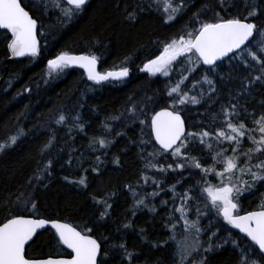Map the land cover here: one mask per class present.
<instances>
[{
  "label": "trees",
  "instance_id": "1",
  "mask_svg": "<svg viewBox=\"0 0 264 264\" xmlns=\"http://www.w3.org/2000/svg\"><path fill=\"white\" fill-rule=\"evenodd\" d=\"M56 2L59 0H22L37 21L39 51L35 57L26 55L7 63L9 34L0 29V143L17 136L16 143L0 151V222L9 213L19 214L25 201L30 208L34 200L33 217L64 221L83 232L91 229L87 234L101 245L99 264H179L172 237L179 241L186 234L175 209L182 204L181 195L191 189L188 218L196 220L198 208L206 212L201 195L203 174L187 166L163 173L146 167L150 160L165 167L178 162L171 152L164 153L154 144L150 116L156 109L173 104L176 94L169 96V89L183 75L187 77L181 85L183 91L200 100L198 104L175 105L184 118L186 132L214 133L222 127L221 106L230 103L240 106V119L253 128L244 109L257 117L264 112V81H254L245 88L249 80L261 75L260 65L246 58V66L232 54L208 73L215 93L207 84H196L202 83L209 69L202 63L188 71L186 58L178 57L168 76L141 71V64L159 55L163 43L178 39L186 25L198 27L194 14H199L201 21L215 22L217 13L225 19L243 18L254 7L257 14L249 22L258 25V30L264 29V0H224L223 6L220 0H185L186 7L167 23L164 0H88L70 20L62 8L55 7ZM61 51L95 55L99 72L127 67L129 75L97 84L77 67L49 70L48 60ZM133 106L134 111L129 112ZM61 115L65 120L58 122ZM141 120L146 123L142 125ZM93 138L111 142L101 148L92 143ZM211 144L209 151L197 140L185 155L209 167L212 154L229 147L227 143L218 146L214 140ZM251 146L245 139L240 151ZM154 150L161 155L153 160L149 153ZM227 154L232 155L230 151ZM260 158L264 159V154ZM216 167L219 170L221 166ZM81 177L86 185L78 183ZM207 179L216 183L214 174ZM252 190L245 194L247 201L244 205L241 202V209L258 208L264 198V182ZM140 199L147 206H137ZM210 223L215 226L209 228ZM201 226V246L185 264H200L201 260L204 264H240L244 249L252 242L215 212L202 215ZM58 240L54 230L46 228L29 242L27 253L33 258L66 255L68 250L58 245ZM121 244L125 247H119ZM255 251L258 253V248Z\"/></svg>",
  "mask_w": 264,
  "mask_h": 264
},
{
  "label": "snow or ice",
  "instance_id": "2",
  "mask_svg": "<svg viewBox=\"0 0 264 264\" xmlns=\"http://www.w3.org/2000/svg\"><path fill=\"white\" fill-rule=\"evenodd\" d=\"M87 3L88 0H59L55 3V7L62 8L64 17L70 20L73 15L83 10ZM223 3L224 0H220L221 6ZM65 4L67 7H64ZM184 7H186L185 0H179V2L164 0V11L167 14L165 22L174 20ZM256 14L254 7L243 18L225 19L217 13L215 22L201 21L199 14H194L195 24L198 27L186 25L180 37L178 39L174 37L170 42L163 43L160 54L154 59L148 60L141 71H147L153 75L159 73L168 76L170 70H174L173 62L177 61L178 57H185L188 71H193V66L201 63L209 66L206 74L202 77V83L197 81L196 84L201 87L203 84H207L209 91L215 93L214 83L209 79L208 73L215 71L217 61L232 54L233 58L245 61L246 66H249L246 58H250L251 61L260 65L261 75L255 77L254 80H249L244 85L245 88L254 81H264V55H261L264 53V29L258 30V25L249 22L250 18ZM129 18H132L131 13H129ZM0 29L6 30L11 35L8 49L13 56L30 55L35 57L38 54L37 21L31 17L25 6H22V0H0ZM257 36L259 39H256ZM47 66L49 70L53 71L79 66L84 69L87 79L97 84L108 81L109 78L120 80L129 75L127 67H121L119 71L101 73L97 71L95 55H72L68 51H61L55 58L49 59ZM185 79L187 77L181 75V79L169 89V96L176 94L179 97L177 100L176 96H173V104L170 106L172 110L165 108L151 117V133L155 142L164 153L171 152L173 160L178 162L174 166L169 163L167 167L157 166L151 160L146 164V167L155 168L161 173L169 169L173 171L183 169L187 166L200 169L203 174L201 195L204 197L206 212H202L198 208L197 219L190 220L188 218L187 206L193 198L189 196L191 189L185 190L180 197L182 204L175 209L180 213V219L184 222L186 234L184 239L179 241L175 236L172 237V240L176 242L179 264H185V259L201 246L200 236L204 231L201 226V216L211 212H215L218 218L222 217L227 225L238 229L252 242L249 248L244 249L240 264H264V255H262L264 254V198L258 205V210L248 211L243 215L240 214L239 205V198L244 192L251 191L258 183L264 182V159L260 158L261 154H264V112H261L257 117L255 113H247V110L244 109V113L255 125V127L249 128L245 120L240 119L242 113L238 104L222 105V127L217 128L214 133L207 130L186 132L185 121L181 118L175 105L189 102L198 104L200 100L183 91L181 85ZM134 108L135 106L128 111L133 112ZM212 119L215 122L217 116L214 115ZM64 120L65 117L61 115L58 122ZM140 123L143 125L146 121L141 120ZM104 127L108 129L109 125L105 124ZM117 134L119 135V133ZM245 139L252 146L241 152L240 147ZM16 140L17 136H11L9 142L0 143V151L16 143ZM197 140L209 151H212L211 141L213 140L218 146L227 143L229 147H221L220 151L214 152L211 157L212 165L203 167L196 157L185 155L189 145ZM110 142L105 138H93L92 140L93 144L98 143L101 148L106 147ZM141 142L145 143L143 140ZM229 151L232 155L227 154ZM159 155H161L159 150L149 153L153 160ZM216 165L221 166L219 170ZM96 170L93 169V171ZM209 174H214L219 183L211 184L207 179ZM37 178L39 179V177ZM145 179L147 178L145 177ZM78 183L86 185L85 178L81 177ZM153 183L157 187L160 186L158 181L153 180ZM171 190L175 196V185H172ZM158 194L153 193L152 195ZM96 202L100 203V201ZM28 203L29 201H25L23 205H20L19 214L9 213L8 217L0 222V264H99L98 255L101 252V245L87 234V232H91V229L83 232L69 223L33 218L36 215V202L30 201V208L27 207ZM136 204L137 206H147L143 199L137 200ZM28 212L32 215L25 214ZM105 214L106 210L101 213V217ZM47 224L55 229V234L59 238L58 245H63L65 249L70 250L66 253L67 258L64 256L51 258L50 256L47 259H38L28 255L29 242L37 230L43 229ZM214 226L210 223L208 227ZM232 243L239 247L236 240H233ZM119 247L124 248L125 246L121 244ZM255 248H258V253ZM208 250L211 249H205V251ZM105 255L107 254L105 253ZM200 264H204L203 260L200 261Z\"/></svg>",
  "mask_w": 264,
  "mask_h": 264
},
{
  "label": "water",
  "instance_id": "3",
  "mask_svg": "<svg viewBox=\"0 0 264 264\" xmlns=\"http://www.w3.org/2000/svg\"><path fill=\"white\" fill-rule=\"evenodd\" d=\"M28 11V10H27ZM30 14V13H29ZM34 19V18H33ZM9 35H10V33H9ZM10 40H11V35H10V38H9V40L7 41V45H6V47H7V52H8V56H7V58H6V62L8 63L9 61H11L12 59H16V58H18V57H15V56H13L12 54H11V52L9 51V49H8V43L10 42ZM73 55H87V54H84V53H78V54H73ZM230 55V54H229ZM218 62V61H217ZM144 66V65H143ZM76 67H79V66H76ZM80 68V67H79ZM143 68V67H142ZM82 69V68H81ZM83 71H84V69H82ZM108 71H111V70H108ZM117 71H119V70H117ZM3 77V76H2ZM2 77L0 78V79H2ZM165 108H168V107H162V108H160V109H158V110H156L153 114H152V116L156 113V112H159V111H161L162 109H165ZM169 110H172V109H170V108H168ZM180 114V113H179ZM181 115V114H180ZM151 116V117H152ZM181 118L183 119V117H182V115H181ZM184 120V119H183ZM186 128V127H185ZM150 131H151V118H150ZM151 135H152V133H151ZM152 138H153V141H154V143L160 148V146L155 142V138H154V136L152 135ZM162 150V149H161ZM256 210H258V209H256ZM250 211H253V210H250ZM248 212V211H247ZM244 213H242L241 215H243ZM33 218H44V217H33ZM44 219H47V218H44ZM47 220H49V221H51V220H57V219H47ZM57 221H59V222H61V223H67V222H64V221H60V220H57ZM46 228H51V225L50 224H47V225H45V227L43 228V229H38L37 230V232H39V231H42V230H44V229H46ZM52 229V228H51ZM54 230V232H55V229H53ZM77 230H79V229H77ZM236 230H238V229H236ZM80 231V230H79ZM239 231V230H238ZM36 232V233H37ZM243 234V233H242ZM36 234H34V236H35ZM244 235V234H243ZM91 236V235H90ZM245 236V235H244ZM58 237V236H57ZM93 237V236H92ZM246 237V236H245ZM34 238V237H33ZM94 239H95V237H93ZM98 242V241H97ZM68 251H70V250H68ZM50 256H46V257H37L38 259H47V258H49ZM60 257H62V255L61 256H51V258H60ZM65 258H67L66 256H64Z\"/></svg>",
  "mask_w": 264,
  "mask_h": 264
},
{
  "label": "flooded vegetation",
  "instance_id": "4",
  "mask_svg": "<svg viewBox=\"0 0 264 264\" xmlns=\"http://www.w3.org/2000/svg\"><path fill=\"white\" fill-rule=\"evenodd\" d=\"M253 191H254V190L247 191L246 193H244V196H243V197H242V196H240V198H239L240 214H241V213H243V212H246V211H248V210H245V209H241V202H242V204L244 205V204H245V202L247 201V200H245V197H246V195H245V194H251V193H253Z\"/></svg>",
  "mask_w": 264,
  "mask_h": 264
},
{
  "label": "rangeland",
  "instance_id": "5",
  "mask_svg": "<svg viewBox=\"0 0 264 264\" xmlns=\"http://www.w3.org/2000/svg\"><path fill=\"white\" fill-rule=\"evenodd\" d=\"M157 74H159V73H157ZM160 75H162V74H160ZM176 99H178V98L176 97ZM215 182H217V184L219 183V181L217 180V178H216V181ZM213 185H216V184H213Z\"/></svg>",
  "mask_w": 264,
  "mask_h": 264
},
{
  "label": "bare ground",
  "instance_id": "6",
  "mask_svg": "<svg viewBox=\"0 0 264 264\" xmlns=\"http://www.w3.org/2000/svg\"><path fill=\"white\" fill-rule=\"evenodd\" d=\"M12 60H13V59H12ZM9 62H10V61H9ZM9 62H8V63H9Z\"/></svg>",
  "mask_w": 264,
  "mask_h": 264
}]
</instances>
